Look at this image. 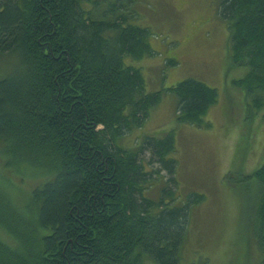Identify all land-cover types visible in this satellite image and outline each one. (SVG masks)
<instances>
[{
    "label": "trees",
    "instance_id": "trees-1",
    "mask_svg": "<svg viewBox=\"0 0 264 264\" xmlns=\"http://www.w3.org/2000/svg\"><path fill=\"white\" fill-rule=\"evenodd\" d=\"M134 3L0 0V61L11 67L0 71V233L9 238L0 237V264H180L190 210L206 196L178 193L175 131L132 148L120 140L165 92L176 98L174 121L193 126H209L219 95L195 79L148 92L142 70L126 65L153 53ZM217 13L229 66L244 68L232 85L264 121V0H219ZM252 148L238 146L236 183L252 200L248 240L264 264V161L245 173Z\"/></svg>",
    "mask_w": 264,
    "mask_h": 264
},
{
    "label": "rangeland",
    "instance_id": "rangeland-1",
    "mask_svg": "<svg viewBox=\"0 0 264 264\" xmlns=\"http://www.w3.org/2000/svg\"><path fill=\"white\" fill-rule=\"evenodd\" d=\"M218 2L135 0L131 5L136 24L150 32L148 42L153 53L132 63L127 60L126 65L142 70L148 92H165L179 82L195 79L215 89L219 98L204 116L209 126H193L174 121L176 98L165 92L142 128L121 139L120 145L132 148L144 136L161 139L175 131L178 193L183 200L192 192L206 196L203 204L190 210L180 264H237L233 260L238 264H259L248 240L252 200L241 195L236 183L240 171L235 170L240 167L234 157L238 156V146L252 144L245 158V173L250 174L263 164L264 121L261 115L249 112L240 91L232 85V80L244 76V68L229 66L228 29L218 16ZM2 63L6 71L11 69L6 61H0V71ZM228 173L234 174L231 182L224 181ZM8 175L19 185L16 177ZM29 189L24 186L18 192L16 204L27 199ZM149 197L157 200L161 190L152 191ZM0 237L9 241L3 232Z\"/></svg>",
    "mask_w": 264,
    "mask_h": 264
}]
</instances>
